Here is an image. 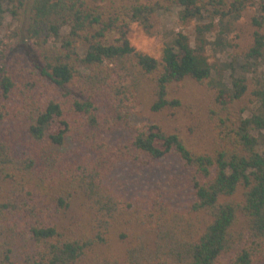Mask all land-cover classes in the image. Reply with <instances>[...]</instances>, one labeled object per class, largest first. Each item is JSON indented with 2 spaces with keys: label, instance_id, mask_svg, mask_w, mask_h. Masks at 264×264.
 Masks as SVG:
<instances>
[{
  "label": "trees",
  "instance_id": "1",
  "mask_svg": "<svg viewBox=\"0 0 264 264\" xmlns=\"http://www.w3.org/2000/svg\"><path fill=\"white\" fill-rule=\"evenodd\" d=\"M250 1L33 0L28 56L0 52V264H264V145L253 134L264 130V90L263 112L247 118L231 109L243 78L218 90L210 150L130 119L143 104L177 110L176 85L210 75L186 35L175 33L157 59L129 44L130 24L148 23L156 9L201 19ZM119 131L130 136L113 137ZM170 154L192 174L187 213L157 191L131 201L110 185L120 164ZM74 201L80 212L70 216ZM116 228L122 260L97 251Z\"/></svg>",
  "mask_w": 264,
  "mask_h": 264
},
{
  "label": "rangeland",
  "instance_id": "2",
  "mask_svg": "<svg viewBox=\"0 0 264 264\" xmlns=\"http://www.w3.org/2000/svg\"><path fill=\"white\" fill-rule=\"evenodd\" d=\"M5 1L4 19L0 27V52L7 56L16 53L27 55L30 47L26 28L33 0ZM142 1L151 4L166 2ZM178 32L186 35L192 48L206 57L210 66L209 77L202 83L185 78L176 85L174 93L181 100L177 110L154 113L148 104H143L136 113L130 114V119L133 125L157 124L167 133H177L195 150H210L214 132L209 110L213 108L220 88L232 89L233 80L243 78L246 89L231 104L234 115L247 118L263 112L264 0H252L240 10L224 16L205 14L201 19L182 17L180 7L176 6L156 9L148 23L137 21L130 24L126 39L134 48L160 59L163 46L171 44ZM256 41L260 42L259 53L251 55L250 49ZM78 51L83 53L82 45L78 46ZM81 70L84 71V68L81 67ZM56 129L57 124L54 123L51 131ZM253 134L261 148L264 145V130H255ZM128 136L130 133L127 131H119L113 137L123 140ZM191 176L182 160L170 154L152 164H120L110 176V185L119 196L131 201L145 199L157 191L175 209L187 213L194 198ZM79 212V203L74 201L68 215L75 216ZM66 218L69 219L68 216ZM119 230L112 229L108 244L97 251L113 254L122 260L125 242L118 238Z\"/></svg>",
  "mask_w": 264,
  "mask_h": 264
}]
</instances>
